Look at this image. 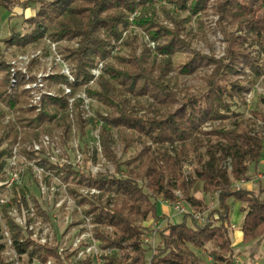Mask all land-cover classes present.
I'll return each mask as SVG.
<instances>
[{"label": "trees", "instance_id": "trees-1", "mask_svg": "<svg viewBox=\"0 0 264 264\" xmlns=\"http://www.w3.org/2000/svg\"><path fill=\"white\" fill-rule=\"evenodd\" d=\"M34 4L33 0L27 1ZM208 0H52L40 1L34 15L26 19L31 31L26 35L11 33L3 40L5 44L23 47L44 37L52 41H75L77 48L68 59L75 68L72 92L87 85L91 80L90 69L94 60H108L111 56V41L117 40L118 28L128 26L126 14L141 10L134 24L141 28L154 42L164 37L169 41L167 48L173 51L171 31L155 22L156 7L164 11V4H171L179 10L198 11ZM38 3V2H37ZM0 7H5L0 2ZM264 9V0H216L213 12L224 39V55L218 59H205L203 64L211 66V73L202 79L198 95L172 111L173 95L162 85L159 76H153L152 68H144L132 57L128 63L117 61L122 69L105 67L97 81L98 91H87L88 96L100 105L112 109V117L98 116L105 125L130 133L142 135L156 150L146 145L128 161L120 162L111 151V134L104 127L99 131V144L107 162L114 167L113 173H92L77 168L71 163L56 164L48 159L41 160V168L66 186L68 195L75 202L82 218L92 226L91 234L97 243L100 258L104 264H205L197 252L210 246L207 256L209 264H236L231 238L229 214L231 202L240 204L242 225L241 242L244 245L264 237V185L260 194L252 190L231 191V185L257 171V165L264 151V137L252 127V122L264 124V115L251 111L245 119L237 109L244 106L245 95L264 77V19L258 14ZM120 34V33H119ZM249 42L257 57H251L243 48ZM200 58L196 57L199 61ZM195 57L189 66L195 67ZM8 67L0 56V104L9 112L19 113L15 125H0V147L7 139V148L0 149V170L5 167L9 148L19 143L21 152L32 159L34 151L26 146L41 135H48L51 125H58L61 111L67 107L65 99L42 97L39 110L26 107L28 91L24 90L23 78L12 86ZM247 71V72H246ZM22 77V76H21ZM16 78V77H15ZM58 82L67 84L63 76H55ZM16 83V80H15ZM150 97L164 115L137 119L128 113L132 98ZM264 104V98L262 99ZM237 107V109H236ZM61 144L69 141V128L65 119L59 120ZM79 130L83 135L84 121L77 117ZM253 122V123H255ZM219 123L218 128L203 130L205 124ZM17 127V130H14ZM123 154L129 150L124 136ZM171 147V151H167ZM161 149H165L161 152ZM203 150V151H201ZM82 153L85 151L81 150ZM35 154V155H34ZM36 157V156H35ZM189 160L191 173L186 174L184 165ZM37 164V162H36ZM256 168V169H255ZM201 183L204 199L192 194L196 183ZM264 184V183H263ZM82 191H86L83 193ZM178 192L190 211L204 215V222H196L191 215H181L182 221L171 223L159 214L160 201L173 202ZM215 196L217 207L209 209L206 196ZM181 199V198H180ZM28 202L20 191L14 190L13 203L20 216H25L29 205L36 216L47 221L46 211L31 197ZM0 218L5 224L10 246L21 264H68L78 249L71 253L59 252L57 243L40 244L32 238L27 226L14 222L6 208H1ZM150 218L163 221L157 232L158 242L147 259L142 237L145 229L141 222ZM190 221L187 222L186 220ZM57 241V240H56ZM82 247V246H81ZM5 249L0 229V264L5 262ZM111 252L120 253L107 255ZM76 264H92V257L86 256Z\"/></svg>", "mask_w": 264, "mask_h": 264}, {"label": "rangeland", "instance_id": "rangeland-1", "mask_svg": "<svg viewBox=\"0 0 264 264\" xmlns=\"http://www.w3.org/2000/svg\"><path fill=\"white\" fill-rule=\"evenodd\" d=\"M28 0H0L5 7H0V56L8 67L10 72L11 63L18 61V58H24L20 64L24 63L27 74L30 77L41 74L44 77L42 80L44 84V97H51L53 99H65L67 107L61 111L58 117V125L60 119H65L66 125L69 128V141L67 145L61 144L60 127L58 125H51L48 127L50 133L48 135H41L37 141H33L26 146L27 151H33L32 145L37 144L40 150L36 153V157L32 159L27 158L25 153L21 152V145L19 143L10 146V155L5 158V167L0 170V211L1 208H6L8 215L13 218L19 216L17 209L14 207L13 198L14 190L20 191L24 198L30 202L31 197L36 199L42 208L46 211L47 221L41 217L36 216V211L29 205V214H33V218L29 217V221L37 223L41 222L40 232L41 237L47 240V243L54 245L56 242L59 252L71 253L78 249V254L84 251L88 246H92L93 250L89 256L92 257V264H104L100 258V252L97 243L92 244L91 226L88 221L82 218L79 209L75 206V202L68 195V190L61 184L57 178L45 173L41 168V160L48 159L52 163L62 164L71 163L77 168L86 171L89 169L92 173H113L114 167L110 162H107L102 154L99 144V131L104 127L111 134L112 144L111 151L119 159L120 162L128 161L131 157L140 152L143 145L148 147L150 151L156 150L155 146L149 141H145L144 137H140L136 133H130L121 129H114L105 125L98 116L112 117V109L100 105L95 100L91 99L87 91H98L97 81L100 77L106 80V75H103L105 67H114L122 69L113 59L117 57V61H125L128 63L132 57L139 60L142 66L146 69H153V76H159L163 86H166L174 98H172V111L181 107L187 99L198 95L202 86V79L208 76L211 71V66L203 64L205 59H218L224 55L226 44L220 34V29L217 25V17L213 12V5L216 0H208L198 11L191 12L187 6V10H179L171 4H164L163 12L161 7L155 8L154 18L155 22L171 31L174 38L178 42L173 51L167 48L169 41L164 37L161 41L154 42L134 24V18L141 16V10H135L133 14L127 13L126 20L128 26L126 29L118 28V39L111 41V56L108 60H94L93 68H91V80L87 85H84L76 91L71 90L69 94H65L66 84L58 82L55 76H63L61 72L64 68H68L73 76L75 72L74 65L68 59V55L77 48L75 41H52V39L44 37L43 39L23 47L5 44L3 40L7 39L13 32L19 35H26L31 31V27L26 23V19L34 15L36 8L40 1L52 0H33L34 4L27 2ZM38 2V3H37ZM162 9V10H161ZM260 18L264 19V9L258 14ZM246 53L251 57L256 58V49L249 46V42L244 44ZM195 57V67L188 70L183 67L189 66L191 60ZM200 58L199 61L196 60ZM204 57V58H203ZM23 61V62H22ZM98 71V75L94 77L92 71ZM247 72V71H246ZM19 75H17L18 77ZM16 77V84L18 79ZM64 77V76H63ZM11 78V76H10ZM20 78H25L20 76ZM74 79V77H73ZM25 80V79H24ZM23 80V81H24ZM25 82L22 83L24 87ZM74 84V83H73ZM73 84H70L73 85ZM264 77L245 95L244 106L237 109V112L243 114L245 119H250L251 111L264 115ZM29 94L26 97V107L30 105ZM150 97L142 96L141 98L129 100L128 113L137 119L141 118H156L159 119L161 115L169 110L160 109ZM81 114L82 121H84L83 135L79 130L81 123L77 122V117ZM20 117L19 113L9 112L0 104V125L8 126L15 125L16 118ZM255 122V121H253ZM252 122L254 130L264 137V124L260 122ZM219 123L205 124L203 130L209 131L210 128H218ZM18 128L15 127L14 130ZM124 136L126 143L130 144V148L123 154L124 143L121 137ZM47 138L48 143L45 139ZM8 141L4 143L0 149L7 148ZM17 150L16 158L13 162L15 165H9L12 160V151ZM168 147V152L171 151ZM81 150L85 151L82 153ZM165 149H161L163 152ZM203 151V150H201ZM53 159V160H51ZM37 162V164H36ZM259 164V163H258ZM260 165V164H259ZM186 174L191 173V166L189 160L184 165ZM259 172H264V164L257 166V171H252L248 176L256 175ZM13 175L15 178L13 179ZM13 181L11 182V180ZM263 183H259L258 188L253 189L255 195L260 194L263 189ZM85 193L86 191H82ZM192 194L197 198L204 199L201 193V183H196L192 189ZM175 195H180L175 192ZM180 205L190 211V208L184 203L182 197L179 196ZM264 197V194H263ZM7 201V202H5ZM160 201L169 210V217L167 218L171 223H178L182 221L181 214L173 211L168 205ZM205 202L209 209L217 207L215 196H206ZM159 203L157 211L161 213V204ZM231 212L229 214V222L235 226V230H230V238L232 247L235 253H238L236 264H264V238L262 240H255L248 245L236 242L237 230H240L242 225V213L240 207L235 202H231ZM31 210V211H30ZM1 215V214H0ZM30 216V215H29ZM204 222V215L202 216ZM26 219V218H25ZM187 222L190 220L187 219ZM197 222V221H196ZM16 223V222H15ZM163 221H152L150 218L141 222V227L145 229L142 237L143 247L147 250L146 258L148 259L155 248L158 239L157 232L163 226ZM40 227V226H39ZM47 228L46 233L41 232V229ZM0 229L2 231L3 243L5 249L3 251V258L9 264H21L20 258L17 257L14 250L10 246V238L7 228L0 218ZM233 233H236L234 235ZM57 240V241H56ZM82 246V247H81ZM210 246L204 250L197 252L198 257L202 259L205 264H209L210 260L207 256ZM70 258L68 264H76L82 259L77 256ZM107 255H117L118 252H111ZM35 264V263H33Z\"/></svg>", "mask_w": 264, "mask_h": 264}, {"label": "built area", "instance_id": "built-area-1", "mask_svg": "<svg viewBox=\"0 0 264 264\" xmlns=\"http://www.w3.org/2000/svg\"><path fill=\"white\" fill-rule=\"evenodd\" d=\"M23 59L24 58L19 57L18 61H14L11 63L10 72H9L11 75V78H12L11 84H12V86H14L15 79H16L15 77H17V75L24 76L25 77L24 78L25 84H24L23 88H24V90L28 91L29 102L31 103L28 106L32 107V108H36L37 110H39L41 99L45 95L44 90H43L44 84L42 82V80H44L45 76L43 77V75L38 74V75H35L33 78L30 77L29 74H27L26 68H24V63L20 64V61ZM61 74L64 76V78L67 81V84L65 85L66 86L65 94H69L71 92L70 84L74 83L73 76L69 72L68 68H64V70L61 72ZM92 75L94 77H96L98 75V71L93 70ZM45 141H46V143H48L47 138L45 139ZM32 150L34 152H38L40 150V146H38L37 144H33ZM12 153H13L12 154V160H11L9 165H15V162H13V161L16 158L17 150L13 149ZM51 160H53V159H51ZM14 178H15V175H13V179ZM13 179L11 180V182L13 181ZM259 183H264V172H259L258 174L248 176L243 180L235 181L232 183L230 189L233 192H237V191H240L241 189H245V188L246 189H255V188H258ZM179 196L180 195H176L177 199L173 202L164 201L163 203L168 205L169 208H172L173 211L178 212L179 215L180 214L181 215H188L189 214L192 216V218L195 221H198V222L202 221V219H203L202 215L195 213L193 211H187L186 209H184L180 205V203L178 201L180 198ZM5 202H7V201H5ZM25 217L27 218V220H29V217L33 218V214H29V211H26L25 216L24 215L23 216H20V215L17 216L16 215L15 216V222L20 226H25V224H26ZM88 223H89V221H88ZM41 225H42L41 222L34 223L31 221L28 224L27 228L32 233L33 239H36L40 244H45V243H47V240L45 238L41 237V235L38 233V232H40ZM91 228H92V226H91ZM234 228H235L234 226H231L232 231L234 230ZM46 231H47V228L45 229V227H44V229H41V232H43V233H46ZM91 241H92L93 246H95V244H94L95 241L93 240V238L91 239ZM92 250H93V247L88 246L84 251H81L78 254L77 258L83 260L86 256H89V254H91Z\"/></svg>", "mask_w": 264, "mask_h": 264}, {"label": "crops", "instance_id": "crops-1", "mask_svg": "<svg viewBox=\"0 0 264 264\" xmlns=\"http://www.w3.org/2000/svg\"><path fill=\"white\" fill-rule=\"evenodd\" d=\"M259 164L261 165V164H264V151H263V153H262V156H261V159H260V161H259ZM257 165V166H260V165ZM256 169V168H255ZM250 173H248V175H249ZM249 190H253V189H249ZM161 204V206H160V210H161V215H163L164 217H166V218H170L169 216V210H168V208L166 207V206H164L162 203H160ZM236 205H238L239 207H240V204L239 203H236ZM240 218H242V217H240ZM231 226H234V225H231ZM235 227V226H234ZM234 230H235V228H234ZM233 230V231H234ZM234 235H236V233H233ZM236 237V242H240L241 241V233H240V230H237V236H235ZM264 238V237H263ZM262 238V239H263ZM262 239H260V240H262Z\"/></svg>", "mask_w": 264, "mask_h": 264}]
</instances>
